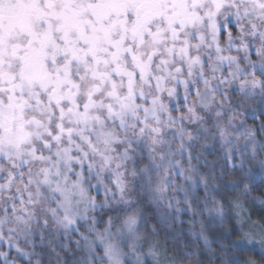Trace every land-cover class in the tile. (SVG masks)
Instances as JSON below:
<instances>
[{
  "label": "snow or ice",
  "instance_id": "obj_1",
  "mask_svg": "<svg viewBox=\"0 0 264 264\" xmlns=\"http://www.w3.org/2000/svg\"><path fill=\"white\" fill-rule=\"evenodd\" d=\"M0 264H264V0H0Z\"/></svg>",
  "mask_w": 264,
  "mask_h": 264
},
{
  "label": "trees",
  "instance_id": "obj_2",
  "mask_svg": "<svg viewBox=\"0 0 264 264\" xmlns=\"http://www.w3.org/2000/svg\"><path fill=\"white\" fill-rule=\"evenodd\" d=\"M254 255L259 257L260 256V252H259V249H255L254 250Z\"/></svg>",
  "mask_w": 264,
  "mask_h": 264
}]
</instances>
